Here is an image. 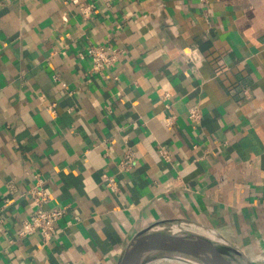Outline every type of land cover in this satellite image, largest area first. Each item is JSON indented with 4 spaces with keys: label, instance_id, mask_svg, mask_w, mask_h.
Segmentation results:
<instances>
[{
    "label": "crops",
    "instance_id": "obj_1",
    "mask_svg": "<svg viewBox=\"0 0 264 264\" xmlns=\"http://www.w3.org/2000/svg\"><path fill=\"white\" fill-rule=\"evenodd\" d=\"M38 178L65 207L48 241L19 234ZM162 220L264 260V0H0V264H118Z\"/></svg>",
    "mask_w": 264,
    "mask_h": 264
},
{
    "label": "water",
    "instance_id": "obj_2",
    "mask_svg": "<svg viewBox=\"0 0 264 264\" xmlns=\"http://www.w3.org/2000/svg\"><path fill=\"white\" fill-rule=\"evenodd\" d=\"M169 257L191 264H264V260H251L211 229L173 220L139 230L122 251L118 264H147Z\"/></svg>",
    "mask_w": 264,
    "mask_h": 264
},
{
    "label": "built area",
    "instance_id": "obj_3",
    "mask_svg": "<svg viewBox=\"0 0 264 264\" xmlns=\"http://www.w3.org/2000/svg\"><path fill=\"white\" fill-rule=\"evenodd\" d=\"M206 1V0H204ZM99 12L96 4L89 2L80 7V14L84 20L92 18ZM120 50L116 47L103 44H90L87 46L85 55L89 56L92 61V68L98 73H103L114 67L119 59ZM55 79H59L58 74H54ZM190 118L198 121L200 111L197 107L190 108ZM173 118H168L171 123ZM164 155H168L166 150H162ZM136 165V153L132 148L125 150L123 158L118 164L121 171H131ZM105 185L112 192L119 191L117 180L110 175H104ZM33 211L30 217L23 221L19 234L22 236L39 232L44 240H50L56 234V224L65 214V207L59 206L54 208H45V204L49 200L48 191L43 187L42 179L38 178V182L29 190Z\"/></svg>",
    "mask_w": 264,
    "mask_h": 264
},
{
    "label": "bare ground",
    "instance_id": "obj_4",
    "mask_svg": "<svg viewBox=\"0 0 264 264\" xmlns=\"http://www.w3.org/2000/svg\"><path fill=\"white\" fill-rule=\"evenodd\" d=\"M169 263L171 264H186L187 262H185L184 260H182L179 257H175L173 260H171Z\"/></svg>",
    "mask_w": 264,
    "mask_h": 264
},
{
    "label": "rangeland",
    "instance_id": "obj_5",
    "mask_svg": "<svg viewBox=\"0 0 264 264\" xmlns=\"http://www.w3.org/2000/svg\"><path fill=\"white\" fill-rule=\"evenodd\" d=\"M262 257H264V255ZM166 260L167 259H161V260L153 261L152 263H147V264H171L167 262ZM186 264H191V263H186Z\"/></svg>",
    "mask_w": 264,
    "mask_h": 264
}]
</instances>
